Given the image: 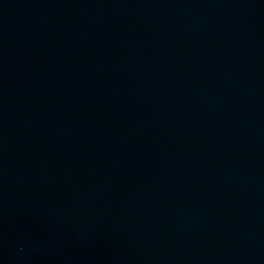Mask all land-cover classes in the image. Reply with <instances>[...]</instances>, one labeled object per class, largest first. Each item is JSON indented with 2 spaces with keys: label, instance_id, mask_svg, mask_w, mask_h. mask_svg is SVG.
Returning <instances> with one entry per match:
<instances>
[{
  "label": "water",
  "instance_id": "1",
  "mask_svg": "<svg viewBox=\"0 0 264 264\" xmlns=\"http://www.w3.org/2000/svg\"><path fill=\"white\" fill-rule=\"evenodd\" d=\"M0 264H264V0H0Z\"/></svg>",
  "mask_w": 264,
  "mask_h": 264
}]
</instances>
